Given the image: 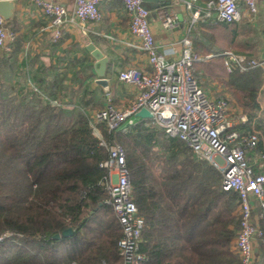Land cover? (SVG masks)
Listing matches in <instances>:
<instances>
[{
    "label": "trees",
    "instance_id": "16d2710c",
    "mask_svg": "<svg viewBox=\"0 0 264 264\" xmlns=\"http://www.w3.org/2000/svg\"><path fill=\"white\" fill-rule=\"evenodd\" d=\"M197 23L190 31L200 58L195 77L204 89L202 81H218L231 94L248 117L241 128L257 132L255 152L264 156V68L229 73L224 55L255 58L258 33L245 18ZM21 49V39L10 52L0 48V264H123V229L100 167L108 150L90 124L105 107L89 82L90 58L57 57L34 69ZM98 126L105 143L126 150L132 199L145 218L142 264H240L239 199L223 190L220 171L152 119L124 131ZM259 226L264 231V220ZM258 243L255 264H264Z\"/></svg>",
    "mask_w": 264,
    "mask_h": 264
},
{
    "label": "built area",
    "instance_id": "2783aa9c",
    "mask_svg": "<svg viewBox=\"0 0 264 264\" xmlns=\"http://www.w3.org/2000/svg\"><path fill=\"white\" fill-rule=\"evenodd\" d=\"M113 0H75L72 11L55 0H31L37 10L49 18L53 41L65 35V25L70 17L81 22H101V5ZM129 18L130 33L138 40V47L147 55L150 71L134 68L123 70L119 79L137 88L135 102L121 109L107 101L104 108L90 116L94 134L100 138L99 145L108 150V158L100 164L107 170L104 177L108 192L106 202L122 226L123 236L118 247L123 264H142L146 255L141 251L145 218L139 213L132 199L130 172L126 164V150L118 144L108 145L100 136L99 123L105 122L109 130L124 131L141 119L136 114L147 109L152 120L169 136L186 142L200 158L210 162L222 174V188L238 195L239 230L235 240V251L240 264H255V249L258 240L264 242V231L259 226L264 220V156L255 150L258 134L255 130H243L248 117L232 107L229 96L213 97L200 85L194 74V63L198 58L194 42L186 37L181 42L180 56L170 60L159 52L148 10L144 0H120ZM259 1L264 0H208L204 7L200 0H186L185 7L192 11L194 22L201 18H215L220 22H240L241 4L250 13L259 12ZM162 25L169 29L177 17L162 9ZM17 33L6 27L0 16V48L10 52ZM225 66L231 73L236 67L264 68V59L246 58L226 52Z\"/></svg>",
    "mask_w": 264,
    "mask_h": 264
},
{
    "label": "crops",
    "instance_id": "0c3cea01",
    "mask_svg": "<svg viewBox=\"0 0 264 264\" xmlns=\"http://www.w3.org/2000/svg\"><path fill=\"white\" fill-rule=\"evenodd\" d=\"M15 7L10 19H6V27L14 28L17 39H21L22 49L19 52L21 59H29L37 69L40 61L46 64L55 62L56 58H67L76 55H87L90 58V68L93 72L89 82L106 105L110 101L117 107L125 109L132 105L138 93L135 86L122 82L119 79L121 71L134 68L140 71H150L148 58L139 47L138 40L130 33L129 18L123 4L119 0L105 2L101 5L103 20L101 22H81L70 17L65 25V35L62 42L53 41V33L50 28V19L41 14L31 0H11ZM65 5L69 11L73 10L75 0H55ZM186 0H144L145 7L150 10L149 22L154 33V38L159 52L170 60L180 56L181 42L190 37L191 29L196 26L201 18L194 22L192 11L185 7ZM205 0H200V6L204 7ZM259 12L250 13L244 4H241L242 19L250 20L255 31L259 35L260 42L256 48V57L264 59V5L259 1ZM164 9L177 17V22L171 28L166 29L162 25L161 10ZM93 45L108 59L105 78L108 80V92L96 83L99 76L96 73V59L88 51L87 47ZM205 90L210 96L221 97L227 95L224 86L218 82H204ZM222 92V93H221ZM232 107L235 101L231 100ZM259 244V243H258ZM255 249L258 256V245Z\"/></svg>",
    "mask_w": 264,
    "mask_h": 264
},
{
    "label": "water",
    "instance_id": "95a60500",
    "mask_svg": "<svg viewBox=\"0 0 264 264\" xmlns=\"http://www.w3.org/2000/svg\"><path fill=\"white\" fill-rule=\"evenodd\" d=\"M15 4L11 0H0V16L6 20L10 19L13 15ZM88 51L96 59V73L99 78L96 80V83L100 85L106 92H108V80L105 78L106 66L108 59L104 57L100 50L96 49L93 45L87 47ZM136 117L142 119H152V114L147 109H142L136 114ZM72 233L71 229L65 230L61 235L57 234L53 239H60L62 236H67Z\"/></svg>",
    "mask_w": 264,
    "mask_h": 264
},
{
    "label": "rangeland",
    "instance_id": "374dc122",
    "mask_svg": "<svg viewBox=\"0 0 264 264\" xmlns=\"http://www.w3.org/2000/svg\"><path fill=\"white\" fill-rule=\"evenodd\" d=\"M231 100H233L234 101V98H232ZM261 103H262V106L261 107H263L264 108V100L263 101H261ZM231 104H232V102H231ZM235 106L233 107V108H236L237 110H239V111H241L237 106H236V104H235V102L233 103ZM237 214L239 215V211H238V209H237Z\"/></svg>",
    "mask_w": 264,
    "mask_h": 264
}]
</instances>
